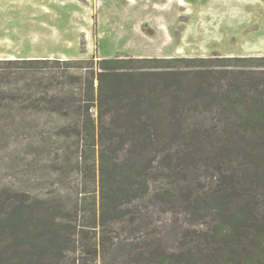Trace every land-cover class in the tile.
I'll return each instance as SVG.
<instances>
[{
  "label": "trees",
  "instance_id": "obj_1",
  "mask_svg": "<svg viewBox=\"0 0 264 264\" xmlns=\"http://www.w3.org/2000/svg\"><path fill=\"white\" fill-rule=\"evenodd\" d=\"M40 61L47 60L10 63ZM86 68L84 77L68 75L86 81L79 127L62 125L59 134L98 142L92 227L99 232L87 243L90 229L72 223L61 202L0 189V264H86L84 255L100 264H264V55L116 56ZM21 92L0 89V140L24 114L15 102L37 107ZM70 100L52 94L45 102L61 118ZM201 170L218 174L207 188L193 183L200 184ZM151 180L168 185L154 193L156 201L205 220V228L183 232L175 250L110 234L120 224L136 226L129 205ZM179 180L190 184L183 197L172 191Z\"/></svg>",
  "mask_w": 264,
  "mask_h": 264
},
{
  "label": "rangeland",
  "instance_id": "obj_2",
  "mask_svg": "<svg viewBox=\"0 0 264 264\" xmlns=\"http://www.w3.org/2000/svg\"><path fill=\"white\" fill-rule=\"evenodd\" d=\"M216 54L264 55V0H0V89L22 90L37 105L24 110L30 101L12 105L24 114L12 126L15 133L0 140V189L61 202L72 223L90 229L86 242H94L99 145L74 133L59 134L62 125L79 127L86 105V81L68 75L84 77L91 61L107 57ZM22 59L47 61L27 68L10 63ZM68 60L77 63L65 64ZM52 94L71 99L61 118L47 109ZM89 112L97 114L94 107ZM200 173V184L193 181L199 187L218 177ZM188 182L174 185L175 197L187 193ZM167 186L165 180H151L148 193L129 205L136 226L120 224L110 234L171 251L183 232L205 228V220L155 200L154 193ZM84 258L86 264H100L92 255Z\"/></svg>",
  "mask_w": 264,
  "mask_h": 264
}]
</instances>
